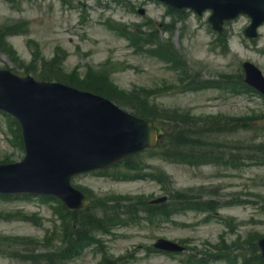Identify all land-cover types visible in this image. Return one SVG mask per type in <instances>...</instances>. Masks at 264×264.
<instances>
[{"label":"rangeland","instance_id":"rangeland-1","mask_svg":"<svg viewBox=\"0 0 264 264\" xmlns=\"http://www.w3.org/2000/svg\"><path fill=\"white\" fill-rule=\"evenodd\" d=\"M141 9L146 12L143 16L139 14ZM209 16L210 12L173 18L166 7L152 0H74L71 7L62 0H0V30L21 24L17 36L4 35L0 41V69L33 75L41 70L43 60H55L61 63L63 74L84 83L91 77L94 84L97 77L113 72L112 82L125 94L135 95L142 104L166 116L173 112L248 120V131L238 136L243 140L236 154L243 159L239 168L233 164L175 163L150 151L128 164L136 166V172L128 171L124 164L73 180V185L92 200L93 209L103 207L104 201L115 204V197L103 200L113 194L149 199L170 195L172 201L175 193L194 191L218 203L213 216L173 208L153 224L138 222L128 207L132 209L140 203L119 196L124 205L114 206H123L119 221L125 226L96 233L97 241L71 260L45 262L50 252L59 255L70 230L60 208L55 207L57 203L40 198H0V235L22 236L31 241L27 245L12 244L13 250L3 247L0 264H100L103 257L118 260L117 264H182L197 247L209 251V264H261L255 242L264 236V164L253 156L256 145L264 142V100L246 92L240 79L246 61L264 73V28L255 42L250 41L244 34L250 20L241 16L227 23L219 35L211 29ZM110 19L125 25L128 34L110 30ZM142 32L146 34L141 36ZM146 35L147 44L138 39ZM152 35L160 37L164 46L169 45L178 59L182 58L187 72L163 53L164 48L152 42ZM9 44L16 54L5 51ZM123 102L127 105L121 103L122 108L135 112V104L127 99ZM153 116H157L156 125L167 124L155 110ZM226 138L232 142L234 137ZM21 145L13 120L0 113V163L20 162L25 156ZM224 148L218 149L228 152ZM156 168L172 178L173 186L145 179ZM140 205L137 216L145 220L143 204ZM115 211L109 210V217ZM99 217L104 222L108 219ZM70 228L75 230L73 224ZM159 238L183 241L188 249L173 256L155 253L152 247ZM34 249L38 255L32 253ZM21 251V255L28 252L27 262L13 256ZM215 254L220 255L213 261Z\"/></svg>","mask_w":264,"mask_h":264},{"label":"water","instance_id":"water-1","mask_svg":"<svg viewBox=\"0 0 264 264\" xmlns=\"http://www.w3.org/2000/svg\"><path fill=\"white\" fill-rule=\"evenodd\" d=\"M201 12L213 9V24L240 13L254 20L249 35L264 23V0H168ZM247 81L264 92V77L248 66ZM0 110L21 123L26 158L0 166V193L42 194L61 198L71 209L89 204L71 185L80 173L101 169L156 143L150 123L120 110L111 102L56 83L36 82L0 70ZM160 248L177 245L161 240ZM264 256V240L259 242Z\"/></svg>","mask_w":264,"mask_h":264},{"label":"trees","instance_id":"trees-1","mask_svg":"<svg viewBox=\"0 0 264 264\" xmlns=\"http://www.w3.org/2000/svg\"><path fill=\"white\" fill-rule=\"evenodd\" d=\"M9 34L13 35L11 32H9ZM38 78L41 79V80H58V81H61V82H65L67 84L74 85V86H78V87H82V88L86 87V86H81L79 84H76L75 82H70L68 80H65L61 76H58L57 74L56 75H52V72H49V73L44 72L42 75L40 74V76H38ZM87 89L91 90V91H94V92H97V93H100L97 89H93L91 86H87ZM100 94H103V93H100ZM184 124L186 126L179 125V124L176 126V128H178V130H176V134H175L176 143L177 144H181V143L185 144L187 141H193V140L203 139L204 138V136H203L204 133L203 132H200V134L195 132V131H198L196 126H190L189 124H186V123H184ZM237 127H238V123H233L231 125L230 124L224 125L223 129L235 130ZM74 215H75V219L78 220V217H79L80 213H74Z\"/></svg>","mask_w":264,"mask_h":264}]
</instances>
